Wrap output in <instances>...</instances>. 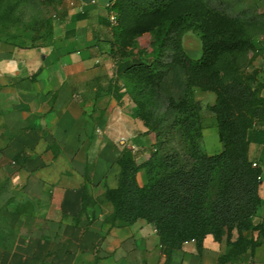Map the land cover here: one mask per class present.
Returning a JSON list of instances; mask_svg holds the SVG:
<instances>
[{
    "label": "crops",
    "instance_id": "crops-1",
    "mask_svg": "<svg viewBox=\"0 0 264 264\" xmlns=\"http://www.w3.org/2000/svg\"><path fill=\"white\" fill-rule=\"evenodd\" d=\"M107 2L65 0L51 44L0 40V264H264V230L244 231L257 244L229 258L226 241L211 234L201 248L186 241L167 253L146 220L105 221L114 207L103 195L118 185V157L132 150L142 162L154 141L116 80ZM253 43L251 86L264 96V37ZM196 91V101L209 98ZM202 123V150L214 134L220 152L214 115ZM249 157L262 169L257 225L264 220V121ZM137 179L144 184L143 171ZM238 236L233 231L231 241Z\"/></svg>",
    "mask_w": 264,
    "mask_h": 264
},
{
    "label": "trees",
    "instance_id": "trees-1",
    "mask_svg": "<svg viewBox=\"0 0 264 264\" xmlns=\"http://www.w3.org/2000/svg\"><path fill=\"white\" fill-rule=\"evenodd\" d=\"M34 1L0 0V40L18 47L51 44V17L29 15L25 21ZM38 1L51 5L56 0ZM110 3L108 11L117 17L109 40L116 80L128 85L125 92L135 115L154 141L145 149L149 156L142 162H137L132 150L125 149L118 157V185L103 195L114 207L105 221L120 227L146 220L155 227L167 253L190 240L201 248L211 234L217 241H226L227 257H239L257 244L242 233L264 230V220L253 223L262 202V169L249 157L254 129L264 121V96L251 86L257 71L248 69L255 50L248 26L228 12V0ZM263 16L264 12L251 14V20ZM190 30L201 41L197 59L183 46ZM146 33L154 37L152 52L135 51L137 38ZM22 36L31 45L14 41ZM38 40L46 44H35ZM195 89L216 96L207 107L217 121L222 143L218 153L207 154L200 146L203 123ZM158 98L162 101L159 109ZM140 171L143 185L137 179ZM235 230L239 236L233 242Z\"/></svg>",
    "mask_w": 264,
    "mask_h": 264
},
{
    "label": "rangeland",
    "instance_id": "rangeland-1",
    "mask_svg": "<svg viewBox=\"0 0 264 264\" xmlns=\"http://www.w3.org/2000/svg\"><path fill=\"white\" fill-rule=\"evenodd\" d=\"M230 2L228 6V12L233 14L234 16H238L241 21H244L249 28L250 33L252 34L253 39L257 37H264V31H262V27L264 25V16L256 17L251 20V14H259L264 12V0H228ZM211 2H215V0H211ZM65 4V0H56L51 5L41 4L38 0H35L31 3L27 10V16L25 21H28L27 17L31 16H48L53 19V23H58L59 14L62 11V7ZM23 25V24H22ZM20 26L22 29L23 26ZM17 33H22V31H17ZM16 43L24 44L25 46L31 45V43L22 37L14 39ZM24 41V43H23ZM153 41L154 37L151 33H146L141 37H138L136 40V48L135 51L141 49L146 53H151L153 50ZM35 44H46L41 40L35 42ZM183 46L187 54L197 59L201 56V41L199 37L193 31H188L183 37ZM111 48V45H110ZM174 84V83H172ZM128 85H124L127 87ZM196 93H203L202 90L197 89ZM209 98L201 97L200 106H201V117L202 119L208 120L211 112L209 111L207 104L208 102H214L215 95L212 92H206ZM129 97V96H128ZM130 99V98H129ZM158 106L157 108H161V98H158V101L155 102ZM219 141L217 139V135L209 134L207 135L205 142L203 144V150L210 154H215L219 151ZM135 155V153H133Z\"/></svg>",
    "mask_w": 264,
    "mask_h": 264
},
{
    "label": "built area",
    "instance_id": "built-area-1",
    "mask_svg": "<svg viewBox=\"0 0 264 264\" xmlns=\"http://www.w3.org/2000/svg\"><path fill=\"white\" fill-rule=\"evenodd\" d=\"M110 6H111V3L107 2L106 3V8L109 9ZM108 19H109V22H110V26H114V25L117 24V17H116V13L114 11H109ZM254 165H256V163H254ZM190 241H194V240H190Z\"/></svg>",
    "mask_w": 264,
    "mask_h": 264
}]
</instances>
